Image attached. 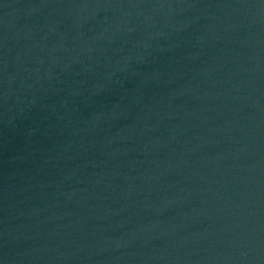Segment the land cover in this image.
Masks as SVG:
<instances>
[{
    "label": "water",
    "instance_id": "obj_1",
    "mask_svg": "<svg viewBox=\"0 0 264 264\" xmlns=\"http://www.w3.org/2000/svg\"><path fill=\"white\" fill-rule=\"evenodd\" d=\"M0 264H264V0H0Z\"/></svg>",
    "mask_w": 264,
    "mask_h": 264
}]
</instances>
